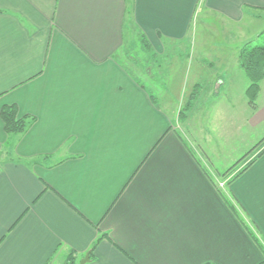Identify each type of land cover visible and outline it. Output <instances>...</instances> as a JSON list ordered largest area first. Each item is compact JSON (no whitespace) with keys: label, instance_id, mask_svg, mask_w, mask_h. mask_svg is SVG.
I'll list each match as a JSON object with an SVG mask.
<instances>
[{"label":"crops","instance_id":"1","mask_svg":"<svg viewBox=\"0 0 264 264\" xmlns=\"http://www.w3.org/2000/svg\"><path fill=\"white\" fill-rule=\"evenodd\" d=\"M199 4L230 24L264 14V0H0V114L29 123L8 136L0 116V264H264L249 235L264 248V154L218 185L121 56L126 37L157 55L182 41Z\"/></svg>","mask_w":264,"mask_h":264},{"label":"rangeland","instance_id":"2","mask_svg":"<svg viewBox=\"0 0 264 264\" xmlns=\"http://www.w3.org/2000/svg\"><path fill=\"white\" fill-rule=\"evenodd\" d=\"M197 9L191 30L182 41L167 43L162 53H153V56L143 50L137 39L132 37L128 40L126 37V48L121 56L124 52L130 53L140 70L135 74V63L129 68L160 102L163 100L170 104L174 130L189 149L201 157V163L208 169L225 171L264 138V129L251 132L247 127L252 119L263 120L264 110L258 108L259 93L254 108L245 93L242 94L241 87H248L249 82L238 59L244 46H264V14L245 17L239 24H230L208 11H202L200 4ZM220 58L223 62L217 66ZM226 62H231L228 69L236 66L243 78L229 71V74H224ZM195 65L205 66L208 73L194 74L190 68ZM218 84L223 85L222 90L211 94V86ZM194 85L199 86L194 90L195 94L192 93ZM263 148L264 142L238 163L232 175ZM232 175L217 178L218 185L221 180L227 183Z\"/></svg>","mask_w":264,"mask_h":264},{"label":"trees","instance_id":"3","mask_svg":"<svg viewBox=\"0 0 264 264\" xmlns=\"http://www.w3.org/2000/svg\"><path fill=\"white\" fill-rule=\"evenodd\" d=\"M140 41L143 46V49L147 53L149 52L151 55L155 56L151 50L150 45L143 36L141 37ZM238 59H239L240 67L243 70L244 75L246 76V79L249 82L248 87L246 88L245 91V95L252 108H254V103L259 93L260 82L264 79V46H255L251 48H249V46H244L239 52ZM0 116L4 124V131L8 136L21 135L27 130L29 123L27 122L26 118H21V119L17 118L15 107L11 106V107L3 108ZM263 142H264V138L245 157H247L250 153H252L256 148H258ZM263 154H264V148L260 150L252 160L248 161L246 165L242 169H240L235 175H232V172L235 169V167L245 157L242 158L234 165L229 167L226 171H224L221 174V177L224 178V177H228L229 175H232L231 179L228 180L227 182L228 184H230L236 178H238L244 171H246ZM218 192L221 194L223 200L227 202L229 209L232 211L235 217H237L239 221L242 223L237 212L228 203V200L225 199L223 193L220 190H218ZM249 235L251 236L253 241L258 245V247L260 248V250L264 255V248L259 243V241L254 237V235L251 232H249Z\"/></svg>","mask_w":264,"mask_h":264},{"label":"water","instance_id":"4","mask_svg":"<svg viewBox=\"0 0 264 264\" xmlns=\"http://www.w3.org/2000/svg\"><path fill=\"white\" fill-rule=\"evenodd\" d=\"M87 261H88V255L85 256V258H84V260H83V262H82L81 264H84V263H86Z\"/></svg>","mask_w":264,"mask_h":264}]
</instances>
